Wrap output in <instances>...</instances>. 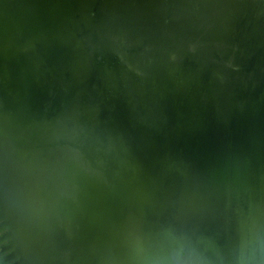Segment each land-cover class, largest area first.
Here are the masks:
<instances>
[{
  "label": "water",
  "instance_id": "water-1",
  "mask_svg": "<svg viewBox=\"0 0 264 264\" xmlns=\"http://www.w3.org/2000/svg\"><path fill=\"white\" fill-rule=\"evenodd\" d=\"M169 1L110 3L73 48L2 2L0 129L37 204L18 226L0 203V264H264V0Z\"/></svg>",
  "mask_w": 264,
  "mask_h": 264
},
{
  "label": "rangeland",
  "instance_id": "rangeland-1",
  "mask_svg": "<svg viewBox=\"0 0 264 264\" xmlns=\"http://www.w3.org/2000/svg\"><path fill=\"white\" fill-rule=\"evenodd\" d=\"M26 5H22V9L28 17L34 19V24L37 22L42 26H46L47 23H52L55 31L63 37L69 35L71 41L66 42V46L73 48L76 46L77 39L83 37L86 39L94 37L96 30L102 26L100 19L104 16L107 17L108 5L110 3L117 4L123 0H25ZM150 3L159 5L162 0H148ZM65 2V4H64ZM173 9H179L184 6L183 0H171L169 1ZM97 4L98 13L95 15L94 12H90L91 8ZM64 6V9H63ZM106 14V15H105ZM191 20L200 21L201 15H197L191 12ZM50 21V22H49ZM65 36L63 38H65ZM148 96V95H147ZM146 96V97H147ZM177 96V94H175ZM144 98V97H142ZM146 104V105H145ZM173 102L170 99L169 105ZM143 112L137 117V122L141 125L146 126L148 130H153L157 138H167V122L170 119V113L163 111L156 105L155 98L151 97L147 102L143 100ZM171 112V109L168 108ZM185 111H190L189 107L186 106ZM142 116L147 124L142 122ZM4 123V122H3ZM130 124V123H129ZM131 125V124H130ZM145 135L146 132L142 130ZM27 134V133H26ZM151 137V136H150ZM12 136L10 135V129L6 128L4 133H1L0 129V203L6 207L5 212L9 215L10 220L15 225H29L31 213L36 207V187L33 185L34 179L31 177V167L33 159L26 158L17 152V149L21 148L13 145ZM44 147L45 145H39ZM27 148L32 146L27 145ZM93 150L99 154V149L96 146H92ZM38 148L32 149L36 152ZM41 169L45 167V162H41ZM47 170V167L46 169ZM66 178L70 174L67 169L63 170ZM77 175V173L75 172ZM33 182V183H32ZM51 189V188H50ZM59 188L54 187L52 190L58 191ZM2 210V208H1Z\"/></svg>",
  "mask_w": 264,
  "mask_h": 264
},
{
  "label": "bare ground",
  "instance_id": "bare-ground-1",
  "mask_svg": "<svg viewBox=\"0 0 264 264\" xmlns=\"http://www.w3.org/2000/svg\"><path fill=\"white\" fill-rule=\"evenodd\" d=\"M13 1L15 2V0H13ZM13 1L12 0H0L1 9H5V8H2L3 7L2 2H5L7 4L6 9L12 10L13 9ZM183 1H184V7L186 9H188L187 3L185 2V0H183ZM108 8L110 9V7H108ZM180 8H182V7H180ZM21 15L27 21L30 22L31 27L33 25H35L33 18L28 17V15L24 14V13H22ZM185 262H186V264H236L237 261H235V259H233V258H227L224 262H220L218 260H213L211 258L204 257V256L200 255L199 253H197L196 251H195V253H194V251H191Z\"/></svg>",
  "mask_w": 264,
  "mask_h": 264
}]
</instances>
